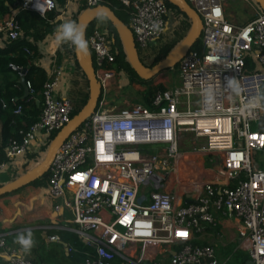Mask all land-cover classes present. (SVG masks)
<instances>
[{
  "label": "built area",
  "instance_id": "obj_1",
  "mask_svg": "<svg viewBox=\"0 0 264 264\" xmlns=\"http://www.w3.org/2000/svg\"><path fill=\"white\" fill-rule=\"evenodd\" d=\"M116 1L127 15L138 57L150 61L167 24L164 0ZM186 1L201 20L200 47L179 58L177 81L163 85L148 104L107 105V95L119 89L121 73L107 31L94 25L85 36L99 96L89 117L54 150L46 176L54 209L67 210L71 229L92 246L76 264H116L115 259L125 264H228L216 244L200 240L211 229L214 236L224 234L221 220L228 241L235 243L231 249L242 250L251 264H264V131L254 126L264 117V107L250 106L258 96V73L251 78L243 74L247 54L264 67V12L235 24L224 16L227 0ZM13 3L39 14L54 7L53 0ZM84 3L93 6L98 0ZM19 31L11 13L0 16V41ZM45 72L36 118L18 130L19 139L8 140V158L30 145L38 147L37 140L46 148L47 135L72 115L71 101L55 93L62 76L55 56ZM229 78L240 85L238 94L228 88ZM158 82L163 84L162 78ZM24 87L32 91L28 80ZM9 101L12 112L20 113L21 105L12 97ZM157 243L164 244L160 251L154 249ZM4 264L46 263L7 253Z\"/></svg>",
  "mask_w": 264,
  "mask_h": 264
},
{
  "label": "trees",
  "instance_id": "obj_2",
  "mask_svg": "<svg viewBox=\"0 0 264 264\" xmlns=\"http://www.w3.org/2000/svg\"><path fill=\"white\" fill-rule=\"evenodd\" d=\"M54 7L52 10L39 14L30 9H24L16 6L13 0H0V16L5 13H11L17 21L20 31L15 38L3 36L0 41V163L8 162L9 158L5 155V147L11 138L19 139L20 134L18 130L24 129L30 122H32L38 113L39 105L36 100L40 97V88L43 80L45 79L46 70L40 58L47 59V48L49 40L52 38V33L57 28L60 22L59 14L64 12L65 0H53ZM168 10L172 12L173 16L177 18V22L171 30V37L165 42L159 44L152 59L144 62L140 57L139 59L145 65L153 64L157 59L163 56L176 42H178L185 30L189 26L188 18L170 2L164 0ZM98 3H103L113 10L114 14L125 24H127V15L121 5L116 0H98ZM86 7L84 0H80L79 9ZM75 19V18H74ZM93 20V19H92ZM88 24L85 36L90 30L92 21ZM107 36L110 40V49L114 54V64L116 70L122 73L123 85L130 86L131 83H139L144 85V88L139 93V100L148 104L153 94L157 90L163 89L162 84L153 85L151 79H143L139 77L134 70L130 67L125 58L122 44L117 36L114 27L106 20ZM200 47L199 37L193 43L191 48L198 49ZM67 52L71 55V62L66 61L64 65L63 76L65 83L68 82L66 88V97L71 101L72 112L75 113L85 102L87 97V82L84 74L77 65L73 55V45L70 43H62L55 50L56 60L60 63L63 56ZM11 63V65H8ZM22 69V70H21ZM176 70V64L172 67ZM262 73L263 79L258 85V96L262 97L260 104L264 107V67L260 66L254 57L247 54L244 57L243 74L250 75ZM22 77L23 82L19 80ZM80 79V80H79ZM28 80L30 83L31 92L27 89L24 95V81ZM13 98L16 103L21 105L20 113H13V105L9 99ZM4 105L2 106V103ZM257 130L264 131V117L260 118L254 125ZM55 132L52 131L47 135L50 139ZM44 149V147H43ZM26 151V152H25ZM25 158H34L35 151H30L28 148L25 150ZM43 175H46L44 173ZM15 176V175H14ZM60 237L67 234V231H58ZM72 237V245L76 252L74 262L83 259L85 254L84 250L90 251L92 246L85 243L76 233H69ZM238 250V252H236ZM222 257H227L228 264H246L247 256L239 249L230 251H221ZM5 259L0 256V264H4Z\"/></svg>",
  "mask_w": 264,
  "mask_h": 264
},
{
  "label": "crops",
  "instance_id": "obj_3",
  "mask_svg": "<svg viewBox=\"0 0 264 264\" xmlns=\"http://www.w3.org/2000/svg\"><path fill=\"white\" fill-rule=\"evenodd\" d=\"M79 4L80 0H71L68 3L67 8H65L61 17H59L60 22L57 25V28L66 21L75 22L76 16L79 13ZM258 11L262 10L254 0H227L223 6L225 18L235 24H241L249 20ZM92 21L91 26L95 25L102 31H107L106 19L104 17L97 16L93 18ZM168 23L169 21H167L163 33L164 36L162 35L159 40H157L158 44L165 42V40H168V38L171 37L172 33L169 35L167 32L169 29H172L174 25H172L171 28ZM57 28L52 33L49 45H47L48 47L45 49L47 52V59L43 60L40 58L45 70L50 63L51 58L55 56V50L58 48L55 41ZM71 60L72 57L67 52V56L65 54L60 63L57 61L62 68V76L64 74V65L66 64V61L71 62ZM64 78L65 77L63 76L62 80L59 81L55 93L58 96L66 97L65 91L67 87H64L62 83ZM120 85L121 82L119 83V88ZM37 144H39L38 147L33 145L27 147L28 150L35 151L36 155L34 158H25V151L13 159L9 158L8 162H4V166L0 168V184L11 180L24 172L25 169L36 164L38 161L37 155L45 152L43 149V147L45 148V144L43 145V143L38 140ZM46 176L47 172L46 175H41L10 192L0 195V231L3 233L5 242V248L0 250V256L4 259H6L7 253H14L15 255L42 261L46 264H76L78 262H74L75 256L78 255L79 252H76L74 249L72 245L73 240L69 234L75 233L71 229L72 224L69 221V213L64 208L54 209L53 203L56 199L51 197L47 192ZM221 226L226 229L225 232L222 228L224 234H227L228 229L226 223L222 222V220ZM28 230L32 233L34 244L29 251H24L16 243V237L18 233H23ZM58 231H67L68 233L63 237H60ZM210 231L213 232L214 230L211 229ZM210 231L202 234L200 240L215 245L216 240ZM53 234L57 235V239H49V236ZM234 244V242H231V245ZM162 247H164L163 243H157L154 246V249L160 251ZM90 252H92V249L90 251L84 250V256ZM220 256L222 257L221 254ZM114 262L116 264H125L118 259H115Z\"/></svg>",
  "mask_w": 264,
  "mask_h": 264
},
{
  "label": "water",
  "instance_id": "obj_4",
  "mask_svg": "<svg viewBox=\"0 0 264 264\" xmlns=\"http://www.w3.org/2000/svg\"><path fill=\"white\" fill-rule=\"evenodd\" d=\"M179 9L189 20V26L181 39L174 44L163 56L157 59L151 65H145L138 57L134 40L131 31L127 24L122 22L107 6L103 3H97L93 6H86L79 11L76 16L75 23L82 29L85 39V31L91 20L97 16L104 17L114 27L117 36L122 44L125 58L134 72L143 79H149L154 74L167 68L173 67L176 62L181 58L184 53L192 47L193 43L197 40L201 29V20L196 11L188 4L186 0H166ZM260 9L264 12V0H254ZM86 41V39H85ZM73 55L77 65L85 76L87 82V97L84 104L73 113L67 122H65L50 138L44 155L40 161L34 166L27 168L24 172L11 180L0 184V195L10 192L47 172L49 163L53 156L54 150L64 140V138L75 128H77L84 120H86L96 106L99 96V83L96 80L92 67V60L88 46L85 51H79L73 45ZM22 70V69H21ZM251 78V76H246ZM257 82L259 83L263 74L256 75ZM19 80L23 82L22 77ZM27 93L24 88V95ZM142 196H138L139 201ZM186 201V200H185ZM246 264H251V261H246Z\"/></svg>",
  "mask_w": 264,
  "mask_h": 264
},
{
  "label": "rangeland",
  "instance_id": "obj_5",
  "mask_svg": "<svg viewBox=\"0 0 264 264\" xmlns=\"http://www.w3.org/2000/svg\"><path fill=\"white\" fill-rule=\"evenodd\" d=\"M166 20L169 21L168 24L171 26V28H172V25H175V23L178 21L177 18H175L173 16L172 12H170V11L167 14ZM171 30L172 29H169V31L167 32V34L170 35L171 34ZM163 36H164V34H163ZM48 45H49V42H48ZM155 49L156 48H154V50ZM161 72H163V73H158L157 72L156 74H154L150 78L151 79V84H153V85L158 84L159 83L158 82V79H160V78H162V80H163V84L161 83L162 85H169L170 83L175 82L177 80V78H176V71H174L172 69V67L171 68L164 69ZM122 77L123 76H122V73H121L120 74V81H119V83L121 82V85H123V81H122L123 78ZM62 78H63V76H62ZM62 78H60V81L62 80ZM62 83H63L64 87H67L68 86L67 85L68 82L65 83L64 79H63ZM121 85H120V88L117 89V91H115L114 93H110L109 95H107L106 99L109 102L107 105L114 104L116 107H122V106H124L126 104L125 101H127V102L140 101L139 100L140 98H139V93L138 92H140V90L143 88L144 85L139 84V83H133V84L131 83L130 86H124V87H122ZM43 155H44V153L43 154H40V155H37L38 161L42 159ZM224 223H226V222L224 221ZM222 228L226 232V229L223 226H222ZM214 239L216 240V244H217V246H215V250H216V252H217V254L219 256H220V252L221 251L227 250V251H230L231 252V248L233 246V245H231V242H233V241H228V237L226 236V234H222L220 236L219 235H215L214 236ZM196 241L199 242L200 240L197 239ZM220 242H225L226 243L225 246H221L220 245ZM236 252H238V250Z\"/></svg>",
  "mask_w": 264,
  "mask_h": 264
},
{
  "label": "clouds",
  "instance_id": "obj_6",
  "mask_svg": "<svg viewBox=\"0 0 264 264\" xmlns=\"http://www.w3.org/2000/svg\"><path fill=\"white\" fill-rule=\"evenodd\" d=\"M153 29H158L159 25L153 23ZM55 41L57 46L62 43H70L74 45L79 51H85L87 42L84 39L83 29L74 21H66L58 26L55 34ZM227 86L233 92L239 93L241 91L240 85L234 78H229L227 81ZM208 97L211 99V89L208 90ZM262 97H253L250 106L257 107L260 106V100ZM16 243L24 251H29L34 244L33 236L30 230L18 233L16 237Z\"/></svg>",
  "mask_w": 264,
  "mask_h": 264
},
{
  "label": "snow or ice",
  "instance_id": "obj_7",
  "mask_svg": "<svg viewBox=\"0 0 264 264\" xmlns=\"http://www.w3.org/2000/svg\"><path fill=\"white\" fill-rule=\"evenodd\" d=\"M215 15H217V16L220 15V10H219V9H216V10H215ZM77 178L79 179V177H77ZM177 235L184 236V235H186V233L180 232V233H177Z\"/></svg>",
  "mask_w": 264,
  "mask_h": 264
},
{
  "label": "bare ground",
  "instance_id": "obj_8",
  "mask_svg": "<svg viewBox=\"0 0 264 264\" xmlns=\"http://www.w3.org/2000/svg\"><path fill=\"white\" fill-rule=\"evenodd\" d=\"M43 154V153H42ZM40 161V160H39Z\"/></svg>",
  "mask_w": 264,
  "mask_h": 264
}]
</instances>
